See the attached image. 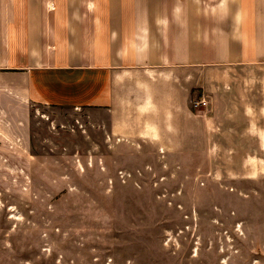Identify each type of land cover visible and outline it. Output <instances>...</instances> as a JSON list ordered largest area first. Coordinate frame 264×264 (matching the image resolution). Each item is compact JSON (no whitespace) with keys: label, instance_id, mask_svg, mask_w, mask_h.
Listing matches in <instances>:
<instances>
[{"label":"crops","instance_id":"crops-1","mask_svg":"<svg viewBox=\"0 0 264 264\" xmlns=\"http://www.w3.org/2000/svg\"><path fill=\"white\" fill-rule=\"evenodd\" d=\"M32 107L86 111L180 172L226 160L205 183L262 182L264 0H0L1 140Z\"/></svg>","mask_w":264,"mask_h":264},{"label":"rangeland","instance_id":"rangeland-1","mask_svg":"<svg viewBox=\"0 0 264 264\" xmlns=\"http://www.w3.org/2000/svg\"><path fill=\"white\" fill-rule=\"evenodd\" d=\"M93 120L32 107L0 138V264H264V176L205 183L226 160L180 172Z\"/></svg>","mask_w":264,"mask_h":264},{"label":"built area","instance_id":"built-area-1","mask_svg":"<svg viewBox=\"0 0 264 264\" xmlns=\"http://www.w3.org/2000/svg\"><path fill=\"white\" fill-rule=\"evenodd\" d=\"M208 101L205 98L193 100V106L196 108H201L207 106Z\"/></svg>","mask_w":264,"mask_h":264}]
</instances>
